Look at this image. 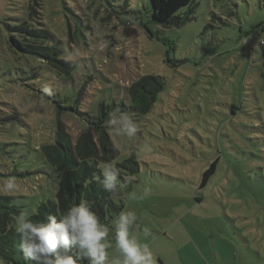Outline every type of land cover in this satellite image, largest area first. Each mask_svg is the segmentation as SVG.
<instances>
[{
	"label": "rangeland",
	"instance_id": "rangeland-1",
	"mask_svg": "<svg viewBox=\"0 0 264 264\" xmlns=\"http://www.w3.org/2000/svg\"><path fill=\"white\" fill-rule=\"evenodd\" d=\"M196 2L190 20L165 26L151 0H43L46 23L76 62L56 88L71 102L84 87L88 104L113 103L140 76H163L148 113H125L134 135L109 129L120 151L113 165L130 156L140 164L125 175L130 183L121 180V212H135L154 264H264V0ZM29 3L0 0V182L15 179L28 216L59 187L31 150L54 134L52 110L37 91L45 78L32 76L30 59L8 41L6 23L27 18ZM67 123L74 138L84 130ZM217 158V175L200 188ZM14 165L31 173L13 175Z\"/></svg>",
	"mask_w": 264,
	"mask_h": 264
},
{
	"label": "trees",
	"instance_id": "trees-1",
	"mask_svg": "<svg viewBox=\"0 0 264 264\" xmlns=\"http://www.w3.org/2000/svg\"><path fill=\"white\" fill-rule=\"evenodd\" d=\"M151 2L154 20L165 26H181L193 17V9L197 5L196 0ZM188 7L186 13L182 12L183 8ZM6 28L9 32L10 48L16 54L25 55L30 59V67L34 71L32 76L40 75L39 81H42V77L45 78L41 82L44 83V88L37 91L44 95L53 116L52 139L38 144L31 150L36 151V157L42 164L43 170L40 172L55 178L59 187L55 199L41 201L36 212L28 216L29 219L40 223L45 222L48 215H53L59 221L60 213L68 207L89 201L92 202V210L98 215L101 223L110 226L111 221L124 208L125 196L121 180L130 183L125 175L140 172V164L134 156L113 165L120 151L109 129L121 126L111 121L119 120L125 113L134 116L148 113L166 86L164 77L156 74L140 76L125 87V96L119 102H96L90 105L86 97L82 99L85 94L84 87L76 90L75 99L71 102L67 93L59 92L56 86L60 79L66 80L73 76L76 62L71 59L72 56L65 49L63 41L46 23L43 0H30L28 17L21 19L19 23H6ZM174 46L175 44L172 49ZM22 82L30 85L27 79ZM67 120L77 121L83 125L84 130L74 138ZM218 165L219 158L204 170L200 188L209 186L218 173ZM17 166L13 175L25 177L31 173L17 171ZM108 166H113L118 173L119 195L114 199L101 183V168ZM203 198L205 197H197V201L201 202ZM16 199L17 195H0V264H35L34 261H26L20 251L16 218L21 214L22 206ZM76 252L74 247L70 249V254L74 257ZM80 264H87V261H81Z\"/></svg>",
	"mask_w": 264,
	"mask_h": 264
},
{
	"label": "clouds",
	"instance_id": "clouds-1",
	"mask_svg": "<svg viewBox=\"0 0 264 264\" xmlns=\"http://www.w3.org/2000/svg\"><path fill=\"white\" fill-rule=\"evenodd\" d=\"M111 122L119 124L129 136L136 132L127 117ZM101 169L103 188L114 199L119 195L118 173L113 166ZM18 191L15 179L0 182V195H15ZM148 192L145 189L139 198H144ZM92 208V202H81L60 213L59 221L48 215L46 221L40 223H34L26 213L20 214L16 218V231L25 260L35 264H80L84 260L87 264H154L152 251L136 234L135 212H121L110 229L101 223ZM110 231L113 233L111 241ZM73 247L77 250L75 257L70 254ZM113 247L118 253L116 257L109 256L108 250Z\"/></svg>",
	"mask_w": 264,
	"mask_h": 264
}]
</instances>
